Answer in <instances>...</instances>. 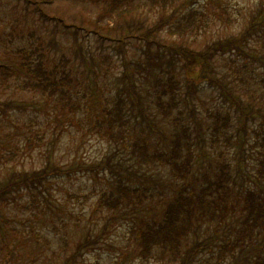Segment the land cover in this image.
<instances>
[{
  "label": "rangeland",
  "instance_id": "374dc122",
  "mask_svg": "<svg viewBox=\"0 0 264 264\" xmlns=\"http://www.w3.org/2000/svg\"><path fill=\"white\" fill-rule=\"evenodd\" d=\"M193 7L203 12L208 24L185 35L183 40L189 45L202 47L205 42L228 34L241 37V48L245 54L225 51L216 57L215 63L217 69L226 73L230 85V80L234 79L231 66H239L240 62L247 60L252 61V69L257 67L253 70L255 78L249 77L247 82L237 85L238 90L241 88V98L247 102L253 88L264 77L261 62L249 57L264 52V23L251 25L259 20V16L253 20L251 17L262 13L264 0H135L129 11L122 12L116 8L110 9L108 14H105L101 0H0V109L4 110V113L0 111V151L3 152L0 171L11 167H40L51 147L54 161L61 165L75 163L80 166L75 173L50 176L33 192H20L15 202L4 204V212L12 223L0 229V264H62L66 253L61 246L63 238L73 246L87 233H98L106 216L98 211L96 200L102 190L114 186L115 172L106 165H94L107 156L112 157L114 164L118 163V170L124 166L134 170L130 175L133 185L146 193L145 211L141 212V217L160 210L173 187L170 186L173 176L169 168L159 163L148 166L141 163L132 152L127 135L115 139L102 129L106 122L100 102H116L111 91L123 69L124 55L121 51L132 55L139 44L126 34L121 38L126 41L121 50L115 48L114 41L103 43L97 37L103 27L112 28L119 21H144L145 26H153L158 19H163L167 25L171 18ZM70 23L77 25V39L83 44V49L94 53L96 60L95 74L92 71L79 74L85 83L93 79L86 88L87 97L96 95L101 101L95 103L92 98L93 102L87 103L83 99L82 109L75 111L77 114L63 116L46 105L42 107L43 95L39 92L21 89L19 83L23 76L14 71H20V49L32 52L36 48L42 49L52 60L62 55L74 58L70 51L72 34L64 28V24ZM133 34L137 35V31ZM161 36L168 43L175 38L174 33L167 29L161 31ZM254 95L257 99L253 106L261 114L247 118L244 126L241 125L239 111L230 106L217 89L207 88L199 92V97L193 98L199 117H203L207 110L225 112L222 107H226L231 122L232 118L234 122L228 128L230 140L227 142L221 139L212 142L204 123L202 141L195 145V158L199 153L204 157L194 162L192 182H196L197 173L201 171L213 177L219 162H228L236 190L254 188L252 186L261 188L260 184H264L262 176L259 181L255 178L260 151L264 149V100L259 92L254 91ZM5 101H15L20 107L6 106ZM98 120L101 125H97ZM194 134L192 131L193 137ZM238 135L243 142L237 141ZM151 143L154 144L155 140ZM29 197H33L32 202ZM246 202L244 199V204L237 206H245ZM116 219L110 224L107 234L89 245L77 264H161L158 257L135 255L134 232L139 225L138 219L131 215ZM238 226L239 223H234V229ZM236 231L232 232L226 225L211 229L200 226L197 235L200 238L206 235L214 241L195 254L192 264H210L206 259L214 260L215 243L222 242V237L234 239ZM28 232L35 233L26 235ZM5 244L6 250L3 249ZM262 248L264 250V245Z\"/></svg>",
  "mask_w": 264,
  "mask_h": 264
},
{
  "label": "trees",
  "instance_id": "16d2710c",
  "mask_svg": "<svg viewBox=\"0 0 264 264\" xmlns=\"http://www.w3.org/2000/svg\"><path fill=\"white\" fill-rule=\"evenodd\" d=\"M101 1L105 14H108L110 9L116 8L122 12L129 11L135 0ZM257 17L259 20L251 25L264 23V10L252 15L251 19ZM171 19L167 25L163 19H158L153 26H145L144 21H119L112 28L103 27L97 38L103 43L106 40L114 41L115 48L121 50L126 42L121 38L126 34L139 44L132 55L121 51L124 55L123 69L111 91L116 102H100V108L105 112L106 126L102 128L103 131L115 139L127 135L132 152L141 163L147 166L159 163L168 167L173 176L174 181L170 184L173 187L160 210L142 218L146 193L133 185L135 183L130 175L134 174V170L128 166L121 169L123 172L118 170V163L114 164L111 156L97 162L94 166L106 165L115 172L114 186L102 190L96 200L98 211L103 212L102 216L106 218L98 233H87L73 246L69 245L66 238L62 239L61 246L66 249L62 264H77L89 245L95 243L101 235L107 234L110 224L124 215L134 216L139 221L134 232L136 256H155L161 260V264H192L195 254L214 241L206 235L200 238L197 235L198 228H223L226 225L232 232L237 230L234 239L222 237V242L215 243L217 250L214 260L206 261L210 264H264V184H260L261 188L252 186L257 190L250 187L236 190L228 162H219L213 177L201 171L197 173L196 182H192L191 178L194 162L204 157L199 153L195 158V145L202 141L204 123L209 129L212 142H219V139L227 142L230 140L228 128L234 122L233 118L231 122L226 107H222L225 112L219 109L207 110L203 117H199L193 98L199 97V92L207 88L217 89L227 103L239 111V119L244 126L247 118L256 113L261 114L253 106L257 99L254 91L259 92L264 100V77L260 78L247 102H244L239 93L241 88L238 90L237 85L244 84L249 77L255 78L253 70L257 67L251 68L252 61L243 60V63H239L237 60L239 66H231L234 79L230 80V85L226 73L217 69L215 63L216 57L225 51L245 54L241 48V37L228 34L207 41L202 47H195L183 39L185 35L191 34L190 30L194 33L208 24L203 12L193 7ZM64 28L72 34L70 51L74 58L62 55L52 60L42 49L36 48L33 52L20 49V71L14 73L19 72L23 76L19 83L21 89L43 95L42 107L46 105L66 116L77 114L82 109L83 99L87 103H96L101 98L94 95V100H90L92 98L87 97L89 93L86 88L93 79L85 83L79 76L81 73L89 74V71L96 73L94 53L83 49V44L77 39V25L64 24ZM163 29L174 33L175 38L171 42L163 40ZM134 31H137V35L133 34ZM140 48L141 51H138ZM249 57L259 60L264 67V52ZM231 61L234 62L233 59ZM4 104L20 107L15 101H5ZM0 111L4 113V110ZM97 125H101L99 120ZM192 131L195 132L194 137ZM153 140L154 144L151 143ZM237 141L243 142L241 135L237 136ZM52 150L53 147L46 153L40 167H11L0 171V229L7 223L11 225L12 220L7 218L3 206L9 201L15 202L18 193L33 192L38 184L50 176L69 175L79 169L80 166L75 163L61 165L54 161ZM2 153L0 151V168L3 163ZM260 153L258 173L255 176L257 181L261 176L264 178V149ZM244 199L247 200L246 205L237 206L243 205ZM28 200L32 202L33 197ZM234 223H239L237 229H234ZM34 233L28 232L26 235ZM3 249L6 250V244Z\"/></svg>",
  "mask_w": 264,
  "mask_h": 264
}]
</instances>
